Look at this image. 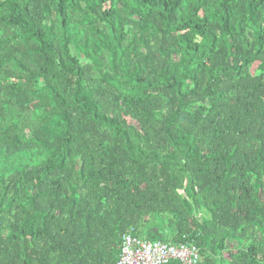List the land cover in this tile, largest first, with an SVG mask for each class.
I'll use <instances>...</instances> for the list:
<instances>
[{
    "label": "trees",
    "instance_id": "1",
    "mask_svg": "<svg viewBox=\"0 0 264 264\" xmlns=\"http://www.w3.org/2000/svg\"><path fill=\"white\" fill-rule=\"evenodd\" d=\"M128 233L264 264V0H0V264Z\"/></svg>",
    "mask_w": 264,
    "mask_h": 264
},
{
    "label": "built area",
    "instance_id": "2",
    "mask_svg": "<svg viewBox=\"0 0 264 264\" xmlns=\"http://www.w3.org/2000/svg\"><path fill=\"white\" fill-rule=\"evenodd\" d=\"M173 260L181 264H199L201 256L194 245L154 242L128 233L117 264H168Z\"/></svg>",
    "mask_w": 264,
    "mask_h": 264
}]
</instances>
